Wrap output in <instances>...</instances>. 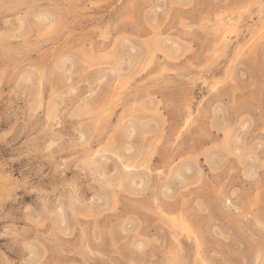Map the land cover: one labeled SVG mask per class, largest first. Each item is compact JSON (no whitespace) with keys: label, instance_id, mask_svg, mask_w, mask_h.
<instances>
[{"label":"rangeland","instance_id":"obj_1","mask_svg":"<svg viewBox=\"0 0 264 264\" xmlns=\"http://www.w3.org/2000/svg\"><path fill=\"white\" fill-rule=\"evenodd\" d=\"M0 264H264V0H0Z\"/></svg>","mask_w":264,"mask_h":264},{"label":"bare ground","instance_id":"obj_2","mask_svg":"<svg viewBox=\"0 0 264 264\" xmlns=\"http://www.w3.org/2000/svg\"><path fill=\"white\" fill-rule=\"evenodd\" d=\"M189 114H192V113H189ZM183 227V226H182ZM186 229V228H185Z\"/></svg>","mask_w":264,"mask_h":264}]
</instances>
